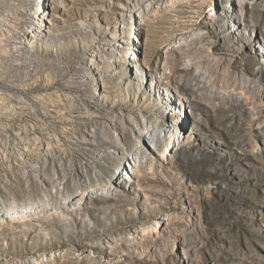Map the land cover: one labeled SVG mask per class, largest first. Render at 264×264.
Masks as SVG:
<instances>
[{
  "label": "rangeland",
  "instance_id": "rangeland-1",
  "mask_svg": "<svg viewBox=\"0 0 264 264\" xmlns=\"http://www.w3.org/2000/svg\"><path fill=\"white\" fill-rule=\"evenodd\" d=\"M111 1L116 0H63L51 6L45 17L53 14L56 25L49 40L39 41L20 66L7 60L4 64L13 63L8 69L0 62V195L9 206L54 198L48 207H22L14 217H3L0 264H264V122L255 124L247 115L249 104L216 107L213 113L204 104L182 101L179 86L192 70L188 57L179 58L171 49L179 40L197 55L208 47L260 98L264 0H146L129 39L135 52L128 63L138 62L129 70L139 87L125 88L115 74L109 84L112 109L76 108V100L88 99L74 81L90 64L85 60L88 39L79 34L76 21L108 31L121 20ZM128 12L123 16L130 20ZM221 12H231L237 31ZM173 77L175 84L169 81ZM48 97L64 107L63 114L45 112ZM175 102H183L180 115L188 124L183 130L176 125ZM110 111L156 117L167 127L159 144L142 146L137 163L129 156L134 166L129 173L119 169L118 154L107 149L100 181L78 191L74 183H82V174L91 175V169L79 165L72 152L65 154L69 163L63 153L43 146L23 155L19 142L39 136L41 128L56 129L67 150L71 129L61 119L76 126L79 118L102 119ZM184 134L191 140L179 144ZM104 139L101 147L113 142ZM126 141L129 147L135 142L129 129ZM168 153L170 160H163ZM52 157H62V165ZM118 172L129 180L118 183L113 178ZM109 185L108 196H90V189ZM64 194L79 196L71 206H58Z\"/></svg>",
  "mask_w": 264,
  "mask_h": 264
},
{
  "label": "bare ground",
  "instance_id": "bare-ground-1",
  "mask_svg": "<svg viewBox=\"0 0 264 264\" xmlns=\"http://www.w3.org/2000/svg\"><path fill=\"white\" fill-rule=\"evenodd\" d=\"M232 1L235 2L237 0ZM62 2L63 0H0V62L3 63V65H7L8 69L13 66V63L20 66V59L34 54L35 46L39 41H44L46 43L49 40L56 24L53 21V14L52 17H45V15L49 13L51 6L59 5ZM110 5V7L114 6L112 10L113 13L118 14V17L121 15V20L117 21L111 28H107L108 31H99V26H89L84 20L76 21L80 27L79 34L88 39L85 60L86 63L91 64H86L74 81L75 86L78 88L83 87L86 90L88 99L87 102H81L79 99L76 100V108L83 107L85 110H89L91 106L96 104L103 105L105 108L113 107L110 82L111 77L115 74L120 76V82H123L122 85L125 88H129L131 85L135 87H139L140 85L139 78L132 73V70H129V65L135 67L138 64V62L132 64L128 63L129 59L131 61V56L135 52L134 47L130 45L129 39L131 37L130 35L135 32L136 18L141 13L142 6L144 5V7H147L148 4H146V0H116L111 1ZM125 11H129L128 15L132 19L129 20L124 18L123 15ZM213 14L215 15L214 12H212V15ZM220 14L229 17L230 24H233L234 20L232 19H234V16L231 12L227 14L221 12ZM245 25L249 26V24ZM231 27L233 32L238 30L234 24ZM171 49L179 58L183 55L187 56L189 59L188 69L192 70L185 82L179 86L180 94H177L182 98V101L192 103L193 105L204 104L209 107L213 113L216 107L233 109L242 107L244 104H249L246 111L247 115H252L255 124L264 122V95L260 98H256L252 93L251 84L242 78H234L230 74L229 64L222 62L220 58L214 56L208 47L199 48L198 51L201 53L199 55L195 53V55L189 48L185 47L184 40H179L172 44ZM7 60H12L13 63L4 64ZM91 67L96 69L97 72H93V70L91 72ZM37 72L36 70L34 74ZM34 80L36 79L34 78L33 82ZM169 81L173 84L176 83L174 77ZM33 82H29L28 85L31 86ZM2 98L4 97L0 95L1 100ZM48 100L49 97L45 99L43 105L45 112L49 114L53 113L54 115L55 113L58 115L63 114L62 110L64 107H62V105L56 106V104H51ZM7 102L9 103V99ZM59 103L64 104L63 102ZM182 104L183 102H175L172 104L174 108L173 113L179 117L176 125H179L178 127L181 130L188 126L186 119L180 115ZM110 112L111 113H104L102 119H97L96 116L91 120L79 118L80 120H78L76 126L73 125L70 120L61 119V123L64 127L70 126L71 129L70 137L72 139H70V145H68L69 147L67 150L64 149V146V148L62 147V143L60 142L61 138L57 135L56 129L52 130L51 127L41 128L44 130L40 132L39 136L30 137L26 135L28 141L24 142L21 140L19 142L23 144L21 147L24 146V148H22L23 155L31 156V152L39 146H43L48 152H58L61 155L62 153L65 155L67 151L72 152L79 165L91 169V175L87 173L82 174V183H74L78 191L81 190L80 188H82L83 184L84 186L86 185V188L92 185V180L96 182L100 181L99 179H101L102 175L101 169H105L103 162L107 160L105 159V157H107L105 155V150L107 149L115 151L118 154L119 169L129 173V171H132L134 168L131 160H129V156L137 163V161L142 158V146H147L149 141L153 144H159L161 139L166 135L167 127L162 120L156 117H146L143 114L125 115L121 112ZM8 113L11 114L13 112L8 111ZM196 117L198 118V116ZM240 119L243 120L244 118L241 117ZM128 129L132 131L134 136L135 142L132 147H129L126 141V132ZM105 137L111 138L113 142L107 143L104 148L101 146L103 143H106ZM190 140L191 135L184 134L177 142L181 144L184 141ZM64 157L67 158L66 155ZM171 157L172 155L168 153L163 156L162 159L170 160ZM57 158L58 160H56ZM57 158L53 159L52 157L51 161L62 165L61 160H63V158ZM69 160L70 158H67L66 162L69 163ZM114 177L117 178L116 180L118 183H120L121 179L129 180V177L123 176V174L119 172L114 173L113 178ZM110 187L111 185L102 186L97 190L90 189L91 193L89 194L90 196H101V198L106 197L113 192ZM78 194L74 196L64 194V196L60 197L61 202L58 206H71V204L77 200L76 196ZM51 199L48 195L38 204L35 203L36 201L34 203L29 201L28 204H26L27 206L15 203L9 206L4 201L2 195H0V222L3 220L4 216L14 217V215L20 211L19 208L22 207L24 209L41 206L48 207V205L51 204L50 202L53 201ZM53 207L55 208L56 205Z\"/></svg>",
  "mask_w": 264,
  "mask_h": 264
}]
</instances>
